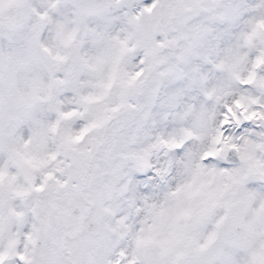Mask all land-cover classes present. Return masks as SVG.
Wrapping results in <instances>:
<instances>
[{"label": "snow or ice", "instance_id": "6c2138e0", "mask_svg": "<svg viewBox=\"0 0 264 264\" xmlns=\"http://www.w3.org/2000/svg\"><path fill=\"white\" fill-rule=\"evenodd\" d=\"M0 264H264V0H0Z\"/></svg>", "mask_w": 264, "mask_h": 264}]
</instances>
